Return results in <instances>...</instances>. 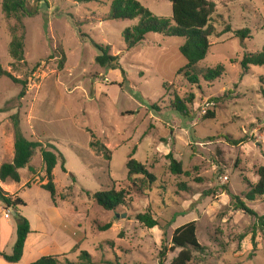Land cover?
I'll return each instance as SVG.
<instances>
[{
	"label": "rangeland",
	"instance_id": "rangeland-1",
	"mask_svg": "<svg viewBox=\"0 0 264 264\" xmlns=\"http://www.w3.org/2000/svg\"><path fill=\"white\" fill-rule=\"evenodd\" d=\"M139 1L156 15H173L170 0ZM211 1L215 32L198 70L223 64L225 72L215 81L201 76L193 84L180 72L186 64L179 50L184 38L152 32L128 49L123 31L137 20H108L111 0H28L29 9L39 11L20 18L6 15L0 0V62L27 81L20 98L21 83L0 79V166L14 153L15 114L27 138L48 149L53 144L63 155L54 169L55 203L41 186L47 179L39 149L30 161L35 171L21 168L19 182H6L9 193L20 186L14 195L26 205L18 209L34 230L44 232L33 234L26 260L49 250L62 262L66 257L75 262L86 250L93 264H159L162 240L170 248L174 230L195 220L205 251H194V264H264L259 228L254 242L257 218L233 201L236 195L264 215V195L246 197L264 166V65H253L248 73L241 66L246 53L264 47V0ZM246 28L250 37L235 36ZM23 32L25 60L17 61L10 44ZM94 42L110 45L111 53L120 55L122 70L98 64ZM191 94L195 98L187 101L188 113L183 114L175 107V96L188 99ZM213 111L215 117L208 118ZM96 139L109 152H96L90 146ZM170 154L181 162L182 173L172 172ZM130 155L155 175L153 182L129 177ZM137 185L143 190L132 192ZM113 187L132 194L126 205L107 211L92 195ZM3 207L0 201V251L12 253L17 224L13 231ZM146 210L158 221L156 227L136 219ZM63 221L84 233L77 250ZM109 222L112 227L101 230ZM179 250H169L165 263Z\"/></svg>",
	"mask_w": 264,
	"mask_h": 264
},
{
	"label": "trees",
	"instance_id": "trees-1",
	"mask_svg": "<svg viewBox=\"0 0 264 264\" xmlns=\"http://www.w3.org/2000/svg\"><path fill=\"white\" fill-rule=\"evenodd\" d=\"M42 1V0H38ZM46 1V0H45ZM97 0H75L78 3H88ZM172 2V17H165L156 15L148 7L143 5L139 0H111L108 20H137V23L128 26L123 31L124 39L127 43L128 49L135 47L146 39L149 33H159L163 36H178L183 37L184 42L179 50L186 59V64L180 69L190 83L197 84L201 80V76L208 82L219 79L225 72L223 64H218L216 67H207L198 70L199 63L205 59L211 47L210 37L214 34L215 28L211 24L212 15L215 12V3L211 0H170ZM28 0H3V10L8 16L21 17L22 14L35 16L38 13V8L31 10L28 7ZM22 27H24L22 25ZM251 30L249 28L235 31L236 37L242 39L250 37ZM25 32L20 36H15L10 44V54L17 61L25 60ZM94 45L99 49L100 54L96 57V61L102 67H110L113 69H121L120 55H113L111 53L110 45L98 44ZM264 65V47L262 50L256 52H248L241 60V66L244 73H248L251 66ZM63 66V61L61 66ZM4 76L10 77L14 82L22 84V90L19 94L23 98L27 92V81L14 77L9 73L0 62V79ZM195 98L191 94L188 99H183L180 96H175V107L183 114L188 113L187 101L191 102ZM219 100V98H213ZM215 111L208 113V118L215 117ZM14 119V158L10 162H4L0 166V180L3 182L21 180L20 169L29 166V170L34 172L35 169L30 165V161L39 149L45 165V173L47 183L41 186L50 192L53 202L55 203L57 187L55 183L54 169L58 162L63 159V155L58 151V148L50 144L51 148L43 146L42 142L31 140L27 138L20 128V120L17 114L13 115ZM94 137V136H93ZM232 144L239 143L237 140H232L227 137ZM90 146L98 153L109 152L107 147L100 140H92ZM135 151H133L134 153ZM78 155L82 157L81 153ZM109 158L108 153L105 155ZM171 159V170L175 174L182 173L181 162L178 161L172 154L169 155ZM63 170L67 169L63 163ZM129 170V177L132 175H141L148 182L155 180V175L151 173L146 165L130 155L127 162ZM260 179L247 193L248 200H255L257 196L264 195V166L259 170ZM73 180L77 178L73 175ZM186 187L185 184H181ZM143 190L142 185H137L132 188V192H140ZM227 190V189H226ZM90 194V192H89ZM132 193L128 189L110 188L108 190H99L93 193V199L99 206L107 211H116L120 206L126 205L128 198ZM0 201L5 209L10 210L13 218L17 224L16 241L12 253H5L0 251V256L7 262H19L25 250L26 241L30 233H32V226L30 220L18 211L19 206H25L26 202L21 196H15L9 193L0 185ZM233 201L238 209L256 216L257 222L255 224L254 242L256 243V228L261 229L264 235V215H259L255 210L250 208L245 201L241 200L236 195H233ZM136 219L143 223L148 228H154L158 225V221L154 218L149 210L140 212L136 215ZM62 229L68 234L74 236L77 240L73 250H77L79 244L84 238V233L72 227L66 221L61 224ZM101 230H107L112 227L109 222L103 226H99ZM172 246L169 248L166 244L165 238L162 240V246L159 251V264H166L165 259L169 250L180 249L178 254L173 258L170 264H194V251L204 252L205 247L200 243L197 236V223L195 220L189 221L177 227L171 238ZM93 256L86 250H82L79 254V260L72 262L66 257L65 262H62L60 255L47 254L43 255L30 264H93ZM109 264H112L108 262Z\"/></svg>",
	"mask_w": 264,
	"mask_h": 264
},
{
	"label": "crops",
	"instance_id": "crops-1",
	"mask_svg": "<svg viewBox=\"0 0 264 264\" xmlns=\"http://www.w3.org/2000/svg\"><path fill=\"white\" fill-rule=\"evenodd\" d=\"M13 158H14V153H13V156H12V158H11V160L10 161H12L13 160ZM0 185L3 187V188H5V185H6V182H3V181H1L0 180ZM20 186L18 187V189L15 191V190H11L10 191V193H12V194H15V193H17L18 195H19V193H20ZM6 190V189H5ZM4 206V205H3ZM5 210V208L3 207V211ZM18 211L20 212V213H22L21 212V209H18ZM10 222H11V224H12V228H13V231H14V228H15V224H16V222H15V220H14V218L13 217H11V218H9L8 219ZM31 226H32V233H30L29 234V236H28V239H27V241H26V245H25V250H24V255H23V257H22V259L19 261V262H17V263H10V262H7L3 257H1L0 256V264H30L31 262H33V261H35V260H37L38 258H40L41 256H43V255H47V254H49L50 252H49V250H45L44 252H41V253H39V254H36L35 256H33L31 259H29V260H26V255H27V248H28V245L30 244V240H31V238L32 237H34L33 236V234L36 232V233H44L43 232V230H34V226L31 224ZM40 231V232H39ZM37 238V237H36ZM51 254V253H50Z\"/></svg>",
	"mask_w": 264,
	"mask_h": 264
},
{
	"label": "built area",
	"instance_id": "built-area-1",
	"mask_svg": "<svg viewBox=\"0 0 264 264\" xmlns=\"http://www.w3.org/2000/svg\"><path fill=\"white\" fill-rule=\"evenodd\" d=\"M7 210V209H6ZM10 210H7L6 212H5V218H7V219H9L10 218Z\"/></svg>",
	"mask_w": 264,
	"mask_h": 264
},
{
	"label": "water",
	"instance_id": "water-1",
	"mask_svg": "<svg viewBox=\"0 0 264 264\" xmlns=\"http://www.w3.org/2000/svg\"><path fill=\"white\" fill-rule=\"evenodd\" d=\"M116 216L119 217V214L116 213ZM122 217H126V214H123Z\"/></svg>",
	"mask_w": 264,
	"mask_h": 264
}]
</instances>
